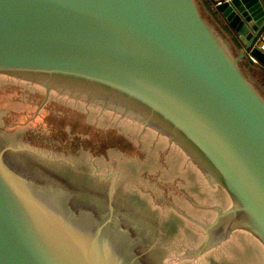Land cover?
<instances>
[{
	"label": "water",
	"instance_id": "obj_1",
	"mask_svg": "<svg viewBox=\"0 0 264 264\" xmlns=\"http://www.w3.org/2000/svg\"><path fill=\"white\" fill-rule=\"evenodd\" d=\"M263 2L228 0L217 9L264 67V51L253 48ZM244 57L232 56L194 0H0V73L47 91L66 94L77 84L124 99L225 190L232 205L215 208L203 248L234 230L264 247V98L239 67ZM6 150L0 264H145L110 195L105 215L76 210L64 189L11 171Z\"/></svg>",
	"mask_w": 264,
	"mask_h": 264
},
{
	"label": "rangeland",
	"instance_id": "obj_2",
	"mask_svg": "<svg viewBox=\"0 0 264 264\" xmlns=\"http://www.w3.org/2000/svg\"><path fill=\"white\" fill-rule=\"evenodd\" d=\"M65 88L60 97L0 73V151L9 149L3 157L11 171L62 185L76 210L97 207V216L107 213L110 195L115 220L138 237L133 249L149 247L145 264H264V247L242 230L218 233L203 248V227L232 202L139 111L108 93Z\"/></svg>",
	"mask_w": 264,
	"mask_h": 264
},
{
	"label": "crops",
	"instance_id": "obj_3",
	"mask_svg": "<svg viewBox=\"0 0 264 264\" xmlns=\"http://www.w3.org/2000/svg\"><path fill=\"white\" fill-rule=\"evenodd\" d=\"M197 8L199 10L200 15L202 18L213 28L216 29L217 33L220 35L223 42L226 44L227 48L229 49L232 56L237 57L240 55V53L244 52V59L247 60V52L244 51L243 45L240 43V41L237 39L236 35L230 28L228 27L227 22L224 18L221 17V15L218 12V9H216V12L219 14L220 18H215L213 14V5L215 6V3L218 1H221L222 3L228 1V0H194ZM264 5V2H263ZM260 36H264V29ZM243 60V59H242ZM256 66V65H255ZM261 72V74L264 75V67L263 66H257ZM258 91V90H257ZM218 187V186H217Z\"/></svg>",
	"mask_w": 264,
	"mask_h": 264
},
{
	"label": "trees",
	"instance_id": "obj_4",
	"mask_svg": "<svg viewBox=\"0 0 264 264\" xmlns=\"http://www.w3.org/2000/svg\"><path fill=\"white\" fill-rule=\"evenodd\" d=\"M213 9H215L214 5H213ZM213 14L215 18L218 19L220 18L219 14L216 12V9L213 10ZM239 67L245 76L254 80L251 82L252 85L258 90V92L264 98V75L261 74L259 68L253 65L252 63H250L246 59H243L239 62Z\"/></svg>",
	"mask_w": 264,
	"mask_h": 264
},
{
	"label": "flooded vegetation",
	"instance_id": "obj_5",
	"mask_svg": "<svg viewBox=\"0 0 264 264\" xmlns=\"http://www.w3.org/2000/svg\"><path fill=\"white\" fill-rule=\"evenodd\" d=\"M56 90V89H55ZM58 91V90H57ZM59 93H60V91H58ZM51 93H53V92H47V95L48 96H51L52 94ZM51 94V95H50ZM62 93H60V97H62L63 95H61ZM21 108H22V106H21ZM35 112V111H34ZM32 116H34V113H33V115ZM1 122H3V121H1ZM27 133H28V131H24V132H22L21 134H20V136H19V143H25V138H27ZM14 138V137H13ZM18 138V137H17ZM14 139H16V137L14 138ZM12 142H14V140H12ZM4 148H7V147H4ZM45 180V179H44ZM50 186H52V187H54L55 188V186H59V188H63L62 187V185H53V184H50ZM97 207L96 208H94L93 209V211L92 212H94V213H96V211H97ZM122 226H123V224H122ZM131 237V236H130ZM136 238H138V237H136ZM136 238H133V237H131V239H133V243L134 244H137L138 242H139V240L138 239H136ZM140 245V244H139ZM135 251H136V253L138 254V255H140L141 256V258H142V261L144 262V260H145V257H147V253H149L150 252V250H149V247L148 246H139L138 247V249L137 248H135ZM145 263V262H144Z\"/></svg>",
	"mask_w": 264,
	"mask_h": 264
},
{
	"label": "built area",
	"instance_id": "obj_6",
	"mask_svg": "<svg viewBox=\"0 0 264 264\" xmlns=\"http://www.w3.org/2000/svg\"><path fill=\"white\" fill-rule=\"evenodd\" d=\"M227 2V1H226ZM222 4L221 1L215 3V8H218ZM253 48L258 49L259 51H264V36H260L258 41L254 44ZM247 60L252 63L253 65L260 66L259 62L250 54L247 53Z\"/></svg>",
	"mask_w": 264,
	"mask_h": 264
}]
</instances>
